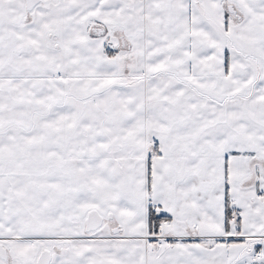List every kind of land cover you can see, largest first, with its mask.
Masks as SVG:
<instances>
[{
	"label": "snow or ice",
	"instance_id": "6c2138e0",
	"mask_svg": "<svg viewBox=\"0 0 264 264\" xmlns=\"http://www.w3.org/2000/svg\"><path fill=\"white\" fill-rule=\"evenodd\" d=\"M0 264H264V0H0Z\"/></svg>",
	"mask_w": 264,
	"mask_h": 264
}]
</instances>
